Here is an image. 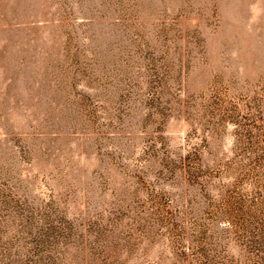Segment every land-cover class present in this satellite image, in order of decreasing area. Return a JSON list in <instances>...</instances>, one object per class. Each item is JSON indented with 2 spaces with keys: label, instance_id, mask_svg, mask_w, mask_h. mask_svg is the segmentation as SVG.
<instances>
[{
  "label": "rangeland",
  "instance_id": "1",
  "mask_svg": "<svg viewBox=\"0 0 264 264\" xmlns=\"http://www.w3.org/2000/svg\"><path fill=\"white\" fill-rule=\"evenodd\" d=\"M0 264H264V0H0Z\"/></svg>",
  "mask_w": 264,
  "mask_h": 264
}]
</instances>
